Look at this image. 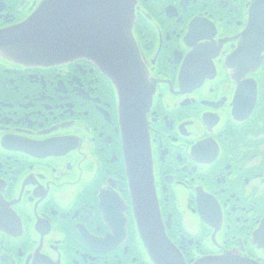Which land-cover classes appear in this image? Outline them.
Listing matches in <instances>:
<instances>
[{
    "label": "flooded vegetation",
    "instance_id": "flooded-vegetation-1",
    "mask_svg": "<svg viewBox=\"0 0 264 264\" xmlns=\"http://www.w3.org/2000/svg\"><path fill=\"white\" fill-rule=\"evenodd\" d=\"M40 1L0 0V32ZM132 12L133 168L103 67L0 55V264H264V0Z\"/></svg>",
    "mask_w": 264,
    "mask_h": 264
},
{
    "label": "water",
    "instance_id": "water-1",
    "mask_svg": "<svg viewBox=\"0 0 264 264\" xmlns=\"http://www.w3.org/2000/svg\"><path fill=\"white\" fill-rule=\"evenodd\" d=\"M132 3L133 0H41L23 23L0 32L3 57L51 65L85 56L104 68L103 72L119 92L122 142L128 169L134 167L140 155V149H135L129 141L130 131L137 132L144 140L138 117L140 111L136 109L131 121L128 116L130 100L134 98L132 91L139 86L141 75L130 34ZM138 200L137 196L135 218L145 241L149 213H145L144 208L153 210L155 205L152 197L143 203Z\"/></svg>",
    "mask_w": 264,
    "mask_h": 264
},
{
    "label": "bare ground",
    "instance_id": "bare-ground-1",
    "mask_svg": "<svg viewBox=\"0 0 264 264\" xmlns=\"http://www.w3.org/2000/svg\"><path fill=\"white\" fill-rule=\"evenodd\" d=\"M141 131H142V129H141ZM137 134H138L137 132L131 130L130 131V139H129V141L131 140V142L133 143L135 149H137V150L140 149V154H141L143 151H145L146 143L144 142L143 137H138Z\"/></svg>",
    "mask_w": 264,
    "mask_h": 264
}]
</instances>
